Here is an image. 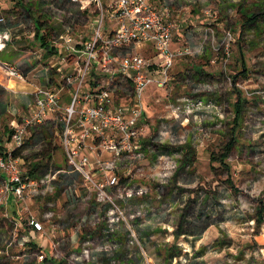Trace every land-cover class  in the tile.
Here are the masks:
<instances>
[{
	"label": "rangeland",
	"instance_id": "374dc122",
	"mask_svg": "<svg viewBox=\"0 0 264 264\" xmlns=\"http://www.w3.org/2000/svg\"><path fill=\"white\" fill-rule=\"evenodd\" d=\"M26 1L38 11L27 6L29 11L19 10L17 5L13 13H18L29 31L36 29V21L43 23L40 33L57 40L59 46L61 35L67 33L83 43L95 35V3L82 12L80 3L72 0ZM13 22L18 24L17 19ZM106 25L105 29L111 23L106 21ZM211 27L218 26L210 24L203 36L184 40L182 49L189 48L190 54L177 58L169 84L150 86L143 96L147 129L143 140L149 142V150L131 171L130 165L118 164L120 182L112 194L121 213H113L108 202H99L90 194L82 177L66 163L57 133L51 144L30 141L29 133L53 129L50 123H57L36 125L28 131L26 148L20 154L23 162L29 165L44 152L51 154L49 160L44 159L48 165L34 178L60 167L65 170L53 180L57 188L56 251L42 260L6 257L0 264H264V32L250 31L245 38L233 34L226 56L224 34L230 29L212 31ZM238 42L247 55L244 72ZM25 48L32 50L29 44ZM124 52L150 55L145 47L131 46ZM52 54L46 53L43 60ZM64 72L59 71V80ZM94 76L96 80L103 77ZM239 95L243 104L227 166L211 155H219L232 138L233 104ZM127 96L119 92L117 102L129 100ZM183 97L192 103L196 98L211 100L215 107L190 112L184 107L186 102L178 100ZM177 104L180 108L174 112ZM25 107L22 96L0 86V140L6 139L8 123L14 115L19 118V110L30 113ZM186 150L191 156L186 157ZM102 157L113 155L103 151ZM166 162L173 165L168 176L162 174ZM135 183L148 186L149 192L120 197V191L126 193ZM85 189L87 193L79 197ZM38 238L46 244L42 236Z\"/></svg>",
	"mask_w": 264,
	"mask_h": 264
},
{
	"label": "built area",
	"instance_id": "2783aa9c",
	"mask_svg": "<svg viewBox=\"0 0 264 264\" xmlns=\"http://www.w3.org/2000/svg\"><path fill=\"white\" fill-rule=\"evenodd\" d=\"M95 3L97 17L95 35L91 41L85 42L80 49L73 45L74 37L67 33L62 35L64 50L62 59L67 60L66 54L74 59L73 70L64 79L70 88V100L62 103L60 89L56 86L38 87L34 92V103L30 113L12 127L8 149L0 150V174L6 179L0 184V204L14 196L22 203L27 214L28 225L41 234H47L43 220L37 218L30 209L34 195L44 197L55 191L53 180L58 172L48 171L36 179L23 171L20 156H14L13 151L21 148L28 131L36 125L43 124L52 118L61 128L58 130L60 145L63 149L67 164L82 177L90 194L99 202H108L113 213H121L122 209L112 194L120 182L118 164L134 163L145 158L149 150V142L144 141L146 124L144 119L143 94L146 88L157 86L164 88L169 84V72L177 58L190 54L189 48L173 51L171 49L173 24L168 20L170 15L166 5L154 0H73ZM109 9H108V8ZM114 21L112 29L106 33V21ZM6 22V16L0 12V52L12 40L10 31L1 28ZM224 53L230 54V43L234 40L233 33L225 31ZM151 43L155 54L146 57L140 52H120L132 45ZM100 45V46H99ZM77 52V54H72ZM9 76L24 80L23 72L9 64H3ZM157 67L160 77L151 75ZM100 70L101 79L95 82L93 88H86L87 78ZM124 78L130 83L128 104L115 100L113 89L118 79ZM178 100L186 102L184 107L192 110H212L214 102L196 98L192 103L189 98ZM180 105L177 104L174 112ZM103 151H109L113 157L105 159ZM125 161V162H124ZM164 176H168L173 165L166 162ZM149 192L146 185L134 184L126 193L120 191V197L145 195ZM51 202L48 203V207ZM43 217H53V211H43ZM119 218V217H118ZM87 250H84V254ZM75 255V254H74ZM45 255H40V260Z\"/></svg>",
	"mask_w": 264,
	"mask_h": 264
},
{
	"label": "crops",
	"instance_id": "0c3cea01",
	"mask_svg": "<svg viewBox=\"0 0 264 264\" xmlns=\"http://www.w3.org/2000/svg\"><path fill=\"white\" fill-rule=\"evenodd\" d=\"M25 1L26 0H0V7L3 8L2 13L6 16V22L1 25V28L10 31L12 35V40L8 43L7 47L0 52V86L6 91L22 96L23 102H25L26 107H29V110H31L33 107L34 92L38 87L56 86L60 89L62 103L66 105L70 99V88L67 86V82L64 77L73 70L74 59L70 56L71 54H66L67 60L64 61L62 59L64 50L60 48L62 44L59 46L57 40L52 41L48 38V35L40 33L42 29L38 31L37 28H33L34 30L29 31L24 27V23L18 18V13H13L16 12L13 10L15 6L18 5L20 7L18 8L19 10H28L29 8L27 7H31L36 11L39 9L36 6L34 7L33 4L25 3ZM154 1L158 2V4L166 5L169 8L170 15L168 20L173 24L171 40V49L173 51L182 49V47H184V40L186 38L203 36V33L210 24L218 26L216 28L211 27L212 31L217 28L224 30V27L228 26L227 28L232 30V33L237 38H245V33H249L250 31L254 30L258 33L264 32V0ZM74 2L80 3L82 12H87L88 7L91 4L85 1ZM104 3L109 4L110 0H104ZM16 19L18 24L14 25L13 21ZM94 20L95 18H93V21ZM107 21L111 23V25L108 27L110 29L106 27L105 31L108 29L109 32L114 25V21ZM36 22L34 23L35 26ZM42 34L46 36L47 45H44L40 39V35ZM253 42V45L257 44L255 41ZM72 43L79 49L84 45L83 42H77L75 38ZM27 44L32 46V50L25 48ZM240 44L238 42L236 49L238 50V55L243 63L242 70H244L245 67H247L244 63V60L247 59V55L244 52L243 46ZM132 46L140 48L145 47L146 50L149 51L150 55L146 56L142 52L140 53L146 57H152L155 54L154 47L151 43H140ZM46 53L53 54L52 56H47V58H45L46 60H43V57L46 55ZM72 54H77V52ZM5 63L20 69L25 75V79L21 80L9 76L4 70L3 64ZM53 70H55V72H53ZM59 71L61 73L62 71H65L63 75L60 74V80L58 79ZM94 75H101L100 70L96 69L95 73L93 75L91 74L87 78V82L85 84L86 88H93L94 84H92V81H94V83L97 81L94 78ZM151 75L154 77H160L157 67L151 71ZM115 85L116 86L113 89V96L116 101L117 97L119 96V92H125L127 95H129L128 92L130 89V83L128 80L121 77L116 81ZM117 87H119V89ZM148 89L149 87L145 89L143 96ZM28 96L30 97L28 98ZM123 97H126V95ZM127 97L129 98V96ZM120 102L124 105L128 104L129 100H125L123 98ZM18 112L19 118H16L14 115V118L8 123V130L5 134L6 139L0 140V146L2 149L9 148L8 142L12 127L15 124H18L21 119L26 117L29 113L21 112V110ZM18 120L20 121L18 122ZM48 122H55L57 123L55 126L57 127L58 125L61 128V125L52 118H48V120L44 123ZM41 125L42 124L39 126ZM57 131L58 130H55V133H58ZM29 136H31V133H29ZM20 159L24 173L30 176L28 173L30 164L27 165L25 162H23L21 156ZM4 179H6V175L0 174V184L4 181ZM56 192L57 188L55 186V191L49 194L47 197L38 194L30 198L31 212L37 218L43 220L47 230L46 235L35 231L31 226L28 225L27 214L23 210L22 203H20L14 196H10L6 202L0 204V260L5 259L6 257L23 260L25 257H40L41 254H44L45 257H52L55 255L58 239L56 223L54 221V216L57 212V205L54 199V196L57 194ZM85 192L87 193L86 189L80 190L78 196H82ZM65 195L67 199V194L65 193ZM49 202H51L50 207H48ZM45 210L53 211V217H43V211ZM39 235L46 240V244H41L37 241L39 239Z\"/></svg>",
	"mask_w": 264,
	"mask_h": 264
},
{
	"label": "trees",
	"instance_id": "16d2710c",
	"mask_svg": "<svg viewBox=\"0 0 264 264\" xmlns=\"http://www.w3.org/2000/svg\"><path fill=\"white\" fill-rule=\"evenodd\" d=\"M42 26H44L43 23H38V21L36 22V28L38 29V31L40 29H42ZM40 39H41V41H42V43L44 45H47L46 44L47 39H46V36L44 34L40 35ZM244 71H246V68L244 69ZM244 71L242 70L241 72H244ZM242 104H243V99L239 95L238 98H237V100L233 104L235 106V115H234V119H233L234 120L233 121L234 122V127L232 128V132L233 131L234 132L236 131V126H237V123L239 122ZM1 113H2V110L0 109V114ZM50 124L52 125L53 129H50L49 130L48 128H42V130L39 131V132H37V133L32 132V134L30 136V141H32V142L33 141L34 142H40V141H42V142L51 144L52 138L54 137V134H55V130L58 129V127L60 129V126L57 125V127H56L54 124H52V123H50ZM234 132L232 133L233 135H232L231 140L228 141L225 144V146L223 148V151L220 152V154L217 155V156H215V154H212L211 155L213 159H217V160H219L221 162V164H225L227 166H229V165H228V163H226V158L228 157V154H229V152H230V150H231V148L233 146V143H234V140H233L234 139L233 136H235L234 135ZM25 148H26L25 145H23L21 148L14 150L13 151V155L14 156H20V154H22V152L24 151ZM0 150L3 152L4 149H2V147L0 146ZM43 154L44 155H43V157L41 159H38V160H36L34 162L32 161L31 163H29L30 164V167H29L28 173H29V175L31 177L38 176L37 174H39L43 170L44 166H47L48 165V162L47 161H44V159H48V160L50 159V157H51L50 151L44 152ZM185 155H186V157L191 156L189 154V151L188 150L185 151ZM228 169H229V167H228ZM259 212L262 213L261 210H259ZM261 217L264 218L263 216H261ZM166 250H168V249H166ZM165 252L167 253V251H165ZM167 258L168 259L169 258L171 259V257H167Z\"/></svg>",
	"mask_w": 264,
	"mask_h": 264
}]
</instances>
